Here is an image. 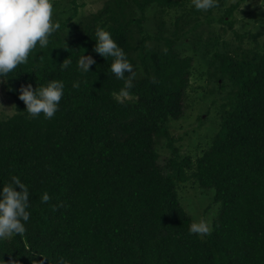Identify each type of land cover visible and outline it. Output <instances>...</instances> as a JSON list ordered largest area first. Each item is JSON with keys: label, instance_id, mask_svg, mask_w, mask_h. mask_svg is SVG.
Here are the masks:
<instances>
[{"label": "trees", "instance_id": "trees-1", "mask_svg": "<svg viewBox=\"0 0 264 264\" xmlns=\"http://www.w3.org/2000/svg\"><path fill=\"white\" fill-rule=\"evenodd\" d=\"M242 1L197 11L189 0H107L87 16L79 0L54 3L60 28L48 46L0 77L14 106L0 118V191L17 176L31 204L25 232L0 240V264H264V20L256 33L233 32L236 45L202 30L233 29ZM97 27L134 67L127 98L115 95L124 85L109 72L113 58L93 52ZM82 55L96 60L88 73ZM204 76L218 130L185 149L171 124L189 116L191 81ZM58 78L59 111L31 118L21 86ZM193 180L216 210L204 236L189 233L196 219L180 198Z\"/></svg>", "mask_w": 264, "mask_h": 264}, {"label": "clouds", "instance_id": "clouds-1", "mask_svg": "<svg viewBox=\"0 0 264 264\" xmlns=\"http://www.w3.org/2000/svg\"><path fill=\"white\" fill-rule=\"evenodd\" d=\"M192 4L197 11H208L217 6V0H192ZM260 4H264V0H260ZM53 14L52 0H0V77H6L19 65L26 63L37 44L40 48L48 46L49 38L60 28ZM95 36L93 52L105 59L112 57L109 72L117 80L123 81L124 86L115 95L127 98L134 87L133 65L110 31L97 27ZM71 63L70 58L64 60L60 70L68 69ZM95 63L92 55H82L77 61V68L81 73H88ZM79 86V81L73 83V88ZM64 89L65 83L59 78L48 80L36 88L31 83L22 85L19 99L26 105L24 112L34 119L41 114L45 119L53 118L59 111ZM29 197L28 186L17 176H12L11 181L3 185L0 191V240L25 232V225L31 215L28 211L31 206ZM48 200L49 196L45 192L41 202L46 203ZM211 228L210 220L199 217L190 224L189 233L204 236L209 234ZM33 264L37 262L34 260ZM40 264H44V261H40ZM57 264L71 262L61 257Z\"/></svg>", "mask_w": 264, "mask_h": 264}, {"label": "rangeland", "instance_id": "rangeland-1", "mask_svg": "<svg viewBox=\"0 0 264 264\" xmlns=\"http://www.w3.org/2000/svg\"><path fill=\"white\" fill-rule=\"evenodd\" d=\"M56 1H63V6L71 7L68 0H52L53 5ZM107 0H79V3H84L85 6L80 8L79 15L87 16L91 13H96L103 8ZM226 7L229 8L237 4L240 0H226ZM188 7H194L192 0H189ZM56 8L54 7V12ZM79 15L76 19L78 21ZM212 17V16H211ZM201 18V17H200ZM233 20L234 28L229 30L227 26L219 23H211L210 29L205 30L208 34L209 31L217 32L222 41H227L232 45L238 44V38L233 32H253L256 33L262 28V21L264 20V4H260V0H245L240 4V8L236 11ZM201 31V30H200ZM215 41H218L214 37ZM202 71V70H201ZM198 73H196V76ZM195 90H190L189 116L185 119L173 122L171 124V135L180 143L179 146L184 148L195 147L193 145H202L208 141L217 130L219 125V108L218 104L213 102V96L209 95V84L207 78L204 76L201 80L197 77L191 81ZM197 89V90H196ZM129 97V96H128ZM13 101L6 95L3 88V80H0V118H8L14 114ZM200 117L202 120L199 121ZM182 151H185L182 148ZM165 155L170 154L167 150H163ZM181 202L184 208L197 220L199 217H204L213 223L215 215V208L212 207V195L206 194L199 185L193 180L179 188Z\"/></svg>", "mask_w": 264, "mask_h": 264}]
</instances>
